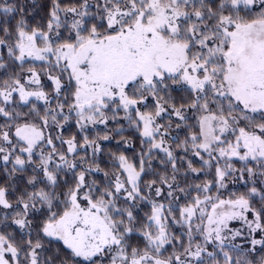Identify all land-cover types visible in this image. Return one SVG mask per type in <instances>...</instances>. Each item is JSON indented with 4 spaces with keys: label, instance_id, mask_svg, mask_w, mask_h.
<instances>
[{
    "label": "snow or ice",
    "instance_id": "6c2138e0",
    "mask_svg": "<svg viewBox=\"0 0 264 264\" xmlns=\"http://www.w3.org/2000/svg\"><path fill=\"white\" fill-rule=\"evenodd\" d=\"M0 264H264V0H0Z\"/></svg>",
    "mask_w": 264,
    "mask_h": 264
},
{
    "label": "trees",
    "instance_id": "16d2710c",
    "mask_svg": "<svg viewBox=\"0 0 264 264\" xmlns=\"http://www.w3.org/2000/svg\"><path fill=\"white\" fill-rule=\"evenodd\" d=\"M45 3H46V0H38V4H39L40 6H43ZM43 15H44V11H43L42 7H40V8H38V9L36 10V13H35V19H33V17H32L31 15L29 16V19H30L33 23H35V22H38L39 19H40V17L43 16Z\"/></svg>",
    "mask_w": 264,
    "mask_h": 264
}]
</instances>
